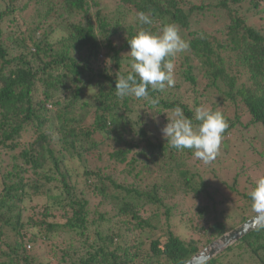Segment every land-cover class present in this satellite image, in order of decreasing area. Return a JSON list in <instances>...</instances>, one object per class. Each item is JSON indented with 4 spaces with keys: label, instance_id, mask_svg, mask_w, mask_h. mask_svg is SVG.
I'll use <instances>...</instances> for the list:
<instances>
[{
    "label": "trees",
    "instance_id": "trees-1",
    "mask_svg": "<svg viewBox=\"0 0 264 264\" xmlns=\"http://www.w3.org/2000/svg\"><path fill=\"white\" fill-rule=\"evenodd\" d=\"M6 1L0 0V157L10 153L15 165L10 170L0 161V264H52L55 257L62 264H187L257 215L249 196L254 183L238 188L248 170L229 181L218 175L222 157L243 159L246 147L250 169L264 173V26L240 14L235 6L242 0H25L20 8L19 0ZM42 1L47 9L29 22L24 15ZM252 1L262 17L264 0ZM217 11L225 25L204 30ZM18 12L26 30L8 36L9 48L2 38ZM138 12L153 23H139ZM74 15L85 22H71ZM169 23L190 41L172 58L174 86L150 90L155 107L118 97L116 80L131 70L128 40ZM177 106L188 118L201 106L223 114L228 128L211 163L170 147L148 122L151 112L167 118ZM68 159H78L83 173L71 172ZM189 199L195 207L187 211L182 202ZM178 223L189 227L188 238ZM59 232L72 234L78 247H54L45 262L34 247L54 245ZM132 236L146 240L129 246ZM206 264H264V228Z\"/></svg>",
    "mask_w": 264,
    "mask_h": 264
},
{
    "label": "clouds",
    "instance_id": "clouds-1",
    "mask_svg": "<svg viewBox=\"0 0 264 264\" xmlns=\"http://www.w3.org/2000/svg\"><path fill=\"white\" fill-rule=\"evenodd\" d=\"M139 23L151 25L153 20L145 12H138ZM131 70L116 80V95L120 98L134 97L148 100L153 107L158 105L157 98L150 97L151 91L163 92L175 84L173 59L178 53L190 49V41L183 38L180 29L174 23L162 26L158 34L141 30L131 40ZM167 124L161 129L162 138L178 151L190 150L195 158L205 164L215 160L219 153L223 133L228 123L219 111L197 107L194 116L188 118L177 106L171 116L166 113ZM193 120L199 124H194ZM249 192L252 210L257 215L253 223L264 228V176L254 181ZM30 249V247H28Z\"/></svg>",
    "mask_w": 264,
    "mask_h": 264
},
{
    "label": "rangeland",
    "instance_id": "rangeland-1",
    "mask_svg": "<svg viewBox=\"0 0 264 264\" xmlns=\"http://www.w3.org/2000/svg\"><path fill=\"white\" fill-rule=\"evenodd\" d=\"M56 1H61V0H56ZM200 1L201 0H198V2H200ZM215 1H217V0H215ZM25 2H26L25 0H19L17 2L16 6L18 8L23 7ZM45 2L46 1H42V6L41 7L40 6H36L37 7L36 9L34 7V11H31L32 9L28 10V12L24 16L27 15V17L30 18V19L28 18L29 22L35 21L39 17V13L44 12L47 9V7L44 6ZM252 2H253L252 0H242V2L239 3L238 5H236L235 8L240 11V14L246 15V17L248 16V18L253 15L254 18L253 19L250 18V20H254V25H256L257 27H263L264 26V14L263 15L261 14L262 17L260 15H257L256 12L258 10H256L257 8L255 9V7L252 6ZM5 3L9 4V0H7ZM47 3L49 5L48 1H47ZM62 4L63 3H61L60 7H62ZM114 4L112 3L110 5V6H112L110 8V11L115 10ZM251 8H253V9H251ZM38 11H40V12H38ZM249 12H250V15H249ZM56 16L55 17H51L49 19L48 23H53L55 21V19L57 18ZM223 16H224L223 11H217L215 16H213V17H211L208 14V20L205 23V26H203L204 30H206L208 32H214L216 29L223 27L225 25V23H226L225 22V18ZM22 17H23L22 13H20V12L16 13L15 15H13L12 18L15 19V22H14L15 25L10 27V29L8 31H6L5 34L3 35L2 40L4 41L5 45L8 46L9 48L12 47L13 40L9 41L8 36L9 35H14L15 33H13V32L16 29H18V27H21L24 31L26 30V25L24 23H22ZM70 19H71V22L76 23V24L85 22L84 21L85 19L83 18V16L74 15V17H72ZM62 34H63V32L59 31L56 36L60 37V36H62ZM181 94L184 95L188 100H189L190 96H192L193 97V102L196 101L197 98H198L197 94H195L193 91H190V92L182 91ZM160 115L161 114H159V113L155 114V112H151V116L148 117V122L151 123V125L155 124L158 128L162 129L163 125L166 124L165 121L167 120V118L161 117ZM87 120L91 121L90 117ZM260 139L261 138H259V141H260ZM222 147L225 150V149H227L229 147V144L226 143V146L223 145ZM0 148H1V146H0ZM262 148H261V145H258V149L260 151L264 150ZM106 150H108V148H106ZM245 150L246 151L244 153V158L243 159H239V157L237 156L236 153L229 154L228 156H226V158L222 157V159H221V163L222 164L219 167L220 171L218 172V175L220 174L219 176H221L220 177V181H229V178L234 177L236 175V173H241L243 171V169L246 168L248 171H247V173L245 175H243L241 177V180H240L241 181V185H239V187H238V188L244 189V187H245L244 185L246 184L247 181L254 183V181L258 177L264 176V173H262V172L260 173V170H258V169H256V170L250 169V166L253 163L252 162V152L247 147H246ZM18 154L19 153H16V156H18ZM239 154L241 156L242 151ZM0 161L3 162V168H6L9 165V169L10 170H12L11 166L15 165V160H13V158L11 157L10 153L2 154V156L0 157ZM66 164H67V167H69V169L71 170V172H75L76 175L83 173L82 164L80 163V161L78 159H74V160L68 159ZM263 166H264V161L262 162V170L264 172V167ZM221 167H222V169H221ZM34 177L35 176H32L31 178L33 179ZM35 180H36V177L33 179V181H35ZM79 180L81 181V179H79ZM249 188H251V186H249ZM34 201H36L37 204H45V202H46V200L42 199V198H35ZM98 202H99L98 200L94 201V206L95 207L98 205ZM109 202L112 203V205H113L115 203V200L109 198ZM182 204L185 206L183 208L185 210H187V211H189L190 207H195L194 202H192L190 199L187 200V203L186 202H182ZM105 208H106V210L107 209L109 210L108 207H105ZM191 215L195 217L196 213H191ZM178 220L179 219L177 218V221ZM175 224H176V222H175ZM163 225H165V224H163ZM176 230L181 236H184V237H187V238L190 236L189 227H187L186 224L182 225V224L178 223V225L176 227ZM31 232H36V230L33 229ZM146 232H148V231H146ZM56 235H59V236L57 238H55L54 241H52L54 243V245L50 244V245L47 246L46 243H45V244L37 245V246L34 247L35 248V252H36V254L38 255L39 258H46L45 262H48V258H50V257H51L50 259L53 258V255H51V251H52V249H54V247H59L61 249H64V251L68 250V248L70 246L78 247V239L75 240L74 238H72L73 237L72 234L66 235V234H60V232H59ZM141 236H140V238H141ZM140 238H134L132 236L131 240H129V241L126 240V241H127L129 246H133L134 247V245H138L139 242H142L143 240L144 241L146 240L144 237L142 238V240ZM51 245L53 247H51ZM30 249H31L30 251L34 255V250L32 248H30ZM81 253H86V252H81ZM81 256H82V254L81 255H75V256L73 255L72 259L70 258L71 260L68 263L77 262L78 260H80ZM52 264H62V262L57 257H55V258L52 259Z\"/></svg>",
    "mask_w": 264,
    "mask_h": 264
},
{
    "label": "water",
    "instance_id": "water-1",
    "mask_svg": "<svg viewBox=\"0 0 264 264\" xmlns=\"http://www.w3.org/2000/svg\"><path fill=\"white\" fill-rule=\"evenodd\" d=\"M255 217L256 216L249 219L239 227L224 234L216 241L212 242L210 245L196 254L189 262H187V264H206L207 262L219 256L228 247L234 245L236 242L244 238L247 234L260 228L253 223Z\"/></svg>",
    "mask_w": 264,
    "mask_h": 264
}]
</instances>
